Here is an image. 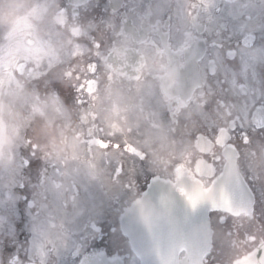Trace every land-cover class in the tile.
<instances>
[{"label":"flooded vegetation","instance_id":"obj_1","mask_svg":"<svg viewBox=\"0 0 264 264\" xmlns=\"http://www.w3.org/2000/svg\"><path fill=\"white\" fill-rule=\"evenodd\" d=\"M233 120L237 211L209 213L204 264L264 244V0H0V263L139 264L121 212L155 177L210 188Z\"/></svg>","mask_w":264,"mask_h":264},{"label":"water","instance_id":"obj_2","mask_svg":"<svg viewBox=\"0 0 264 264\" xmlns=\"http://www.w3.org/2000/svg\"><path fill=\"white\" fill-rule=\"evenodd\" d=\"M229 157L231 158L230 173L235 174L234 157L232 155ZM224 171L225 173L227 171L226 164ZM234 178L237 177L232 175L228 187L237 186V182L233 181ZM166 186L163 181L156 180L151 183L150 191ZM222 186L220 177L216 178L212 187L213 195L218 194ZM227 194L229 198L232 196L229 190ZM169 202V196L163 191H152L150 196L133 204L130 211L121 216L122 231L131 229L138 237L147 236L130 238L132 248L141 264H201L202 258L210 248L211 230L207 213L209 210L220 209L223 203H213L211 197L201 200L195 207L183 204H178L176 207L166 206L165 204ZM174 202L178 201L174 200ZM171 213L172 216L166 215ZM153 235L158 237L163 235L167 238H150ZM181 249L185 250L188 261L178 259V252ZM102 262V259L87 257L81 264H103ZM234 264H264V246L258 247L246 259Z\"/></svg>","mask_w":264,"mask_h":264},{"label":"snow or ice","instance_id":"obj_3","mask_svg":"<svg viewBox=\"0 0 264 264\" xmlns=\"http://www.w3.org/2000/svg\"><path fill=\"white\" fill-rule=\"evenodd\" d=\"M234 124L235 121L233 120L231 127L213 128L211 130L210 136L214 141V147L216 149H219V151L212 153L211 157H209L208 153L202 154L203 158L205 160H208L209 164L213 166L221 159L225 160L227 171L220 177V182L222 183H227L232 179V176L230 174L231 158L227 155V153L232 151L234 147L230 144V133L234 130ZM247 142V138H245V143ZM221 152H223V155H221ZM33 163L35 164L36 162L34 161ZM210 172L211 175H214V167L210 168ZM179 190L193 207H195L201 200L209 197H211L213 203H232L223 187L216 195H213L212 188H208L207 186H200L199 184H197L196 187L192 188L191 191H186L184 188H180ZM20 235L22 236L23 233H20ZM14 249L15 244H13L11 247H6L5 250L8 252H12L14 251Z\"/></svg>","mask_w":264,"mask_h":264},{"label":"rangeland","instance_id":"obj_4","mask_svg":"<svg viewBox=\"0 0 264 264\" xmlns=\"http://www.w3.org/2000/svg\"><path fill=\"white\" fill-rule=\"evenodd\" d=\"M19 90H20V88H19ZM36 94H37V93L34 92V94H30V95H31V96H35ZM21 96H25L24 99L29 97V95H24V94H22ZM29 99L31 100L32 97H29ZM22 101H23V99L21 100V102H22ZM24 102H25V101H24ZM24 102H22L20 105H23ZM12 108H14V106H13ZM25 108H26V107H25ZM18 109H20V107H19ZM19 113H20V112L17 110V111L15 112V115L13 116L14 119H15V123L20 122V121H19V116H18ZM3 132H4V128H3V127H2V128L0 127V156L3 155V153H2V147H3V141H2V138L4 137V136H3ZM6 132H7V135H8L9 132H10V130H9L8 127H6ZM35 162H36V165H39V161H38V160H35ZM12 164L15 166V163H12ZM12 164H11V165H12ZM6 165H7V164H6ZM0 166H5V164H0ZM28 169L31 170V165H29ZM2 202H3V200H0V204H1ZM13 217H14V216H11L9 211H6L5 208H4L3 206L0 205V225L4 224V226L2 227L1 230L10 233V235L13 233L14 227L11 226V227H9V228H6L5 225H9L10 223H9L8 221H9L11 218H13ZM218 231H219V230H218ZM215 238H222V237L220 236V232H218V234H217V236H216ZM64 239H65V238H64ZM215 247H216V249L218 250V252L223 248V246H222L221 244H219V243H218V244L216 243V244H215ZM58 256L60 257V255H58ZM219 257H220V258H219L218 260H220L223 264H230L231 260L233 259V258H232V259H229L228 256H226L225 254H224V255H221V254H220ZM57 262H60L61 264H64V262H63L62 259H56L55 264H57Z\"/></svg>","mask_w":264,"mask_h":264}]
</instances>
